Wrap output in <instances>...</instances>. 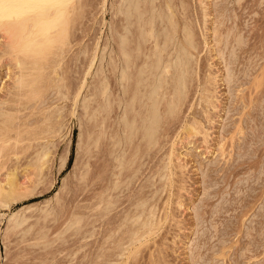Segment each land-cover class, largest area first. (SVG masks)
<instances>
[{
	"label": "rangeland",
	"instance_id": "rangeland-1",
	"mask_svg": "<svg viewBox=\"0 0 264 264\" xmlns=\"http://www.w3.org/2000/svg\"><path fill=\"white\" fill-rule=\"evenodd\" d=\"M80 1H85L86 6L80 2L83 9L78 5L79 11H75L78 13L70 30L69 49L67 46L64 50L58 70V76L65 81L59 79L58 84H66L60 90L67 93L68 89L67 94L62 90L63 96L55 93L58 87L53 85L42 100H36L37 103L31 100L32 103L23 98L22 92L21 99L17 92V98L23 100L19 104L20 100L11 95L15 90L11 87L13 76L19 72L10 56L15 53L0 58L1 109L18 111L14 113L20 118L15 120L11 133L9 130L2 133L5 138L0 133L1 141L16 138L7 140L13 143L9 148L14 149L10 152L8 148L3 161L0 159V183L5 186L11 172L24 191L31 188V192L27 189L28 194L9 207L0 204V264H264V0H171L173 9L178 10L174 12L180 28L189 24L194 29L197 48L190 50L196 61L179 112L172 115L167 111L171 118L165 114L166 117L167 101L166 106L162 105L166 119L163 118L156 143L151 147L144 139L141 142V135L132 140L125 138V122L123 117L119 118L131 96H120L123 90L118 82L123 62L122 54L118 55L121 50L118 42L125 28L123 24H128L119 12L121 1ZM157 3H164L165 7V0ZM137 33L134 31V35ZM6 39L1 31L0 49L6 46ZM149 43L146 46H152ZM116 58L117 68L113 64ZM104 81H110L111 100L116 101L113 109L96 120L86 118L97 103L92 97L99 93L96 91ZM9 91L12 93L8 94ZM9 99L19 101L13 104L16 109ZM85 103L89 105L85 107ZM50 112V118H55L49 121ZM103 117L105 122L101 121ZM48 124L52 127H47ZM191 126L196 129L193 133L191 128L187 129ZM14 127L20 137L15 135ZM48 128L53 130L46 131ZM101 131L104 134L98 136ZM8 132L11 137L6 135ZM114 133L123 136L116 139ZM111 137L117 141L113 142ZM94 141H98L97 146ZM44 145L50 150V159L42 173H37L39 176L33 172L34 165L28 163L35 161L33 154L38 148L44 149ZM135 150L140 151L137 154ZM119 158L122 165L125 163L121 168L116 166ZM36 176L40 183L34 181ZM138 199L141 205L136 204ZM141 199L147 204L141 203ZM137 206L141 207L140 212L142 206L148 211L147 214L143 208L146 216L142 220L147 221L154 213L148 219L153 221L152 226L148 223L152 229L145 228V232L141 229L146 235L130 241L127 235L132 232L127 227L130 228L129 218H134ZM17 213L25 220L20 227L9 224ZM76 219L79 223L71 222ZM125 221L130 223L127 225ZM102 252L107 254L103 256Z\"/></svg>",
	"mask_w": 264,
	"mask_h": 264
},
{
	"label": "bare ground",
	"instance_id": "bare-ground-1",
	"mask_svg": "<svg viewBox=\"0 0 264 264\" xmlns=\"http://www.w3.org/2000/svg\"><path fill=\"white\" fill-rule=\"evenodd\" d=\"M72 1L73 0H0V32L2 31V33L5 35V39H6V37L8 38V39H6V43L7 44L4 43L6 45V46H4L5 48L3 47V48L0 49V58L1 57L3 58L6 54L8 56V53L9 54L10 53H15V54H10V56L12 57V59L15 60L14 63L17 64V67L19 69V72L17 70L16 71V75L13 76L14 77L13 80H12L13 83H11V85H12L11 87H13V89H15L16 92H15V90L13 91L14 94H11L12 91H11V93H10V91L8 92V94H11L14 99L17 98L16 95H17V92H18V94H19L18 96H20V98L22 97V95H20V94L23 93V94H25V96L23 95V98L27 97V99L30 100V101L31 100L32 101H36V100L40 101V100H42L43 97H45L46 91L48 89L50 90L53 85H54V87L55 86L58 87V88L56 87L58 91H55V93L58 92V94H59L60 92L63 91L62 89H63V86L65 84L64 83L65 81L63 80L64 77H63V79H61L62 77L58 76L59 75L58 74V70L61 69L60 67H61V62H62L63 55H64V50L67 48V46L70 43V34H71L70 30L72 29V25L75 22L76 13H78V11H79L78 8L81 6V3L85 2V1L81 2L79 0V2L77 4L78 0H76V1L74 0L76 2L75 4H77V6H75L74 1L73 2ZM119 1H121L120 5H119V9H120L119 12L123 13V16H125L126 20H128L127 21L128 24H125V23L123 24V26L125 25L124 31H123V33L120 32L121 33L120 34V36H121L120 39L117 37L120 40L119 41L117 39L119 41L118 42V47L121 48V50L119 49V53L118 52L117 53H118V55H120V53H121L122 55H120L121 56L120 58L123 59L122 65L120 66L121 69H119L121 71H120V76H119V79H118V82L120 81V85H122V89H121V86H120V89L123 90V91H121V95L120 94H117V95H120V96L124 95V96H127V97L129 95H131V96H129L130 98L128 97L129 99H127V97H126L127 103H126V105L124 104L126 106L124 111H123L124 115H119V118H120V116L123 117L122 119L125 122V126H126L125 128H126V131L128 133V134L127 133L125 134L126 136L124 135L125 138H127V139L129 138L130 140H132L134 137H138L139 135H141V137L140 136L139 137L141 138L142 141L139 138L138 139L141 142H143V139H144V141H146L147 145H149V147H151L153 145L154 141H155L154 144L156 143V140H157L156 137H158L157 133L159 132V128H161L160 126L162 125L161 124L162 120L164 121L163 118L166 119V117L169 116L167 114L174 115L175 113H177L176 111H178L180 109V107L178 108V106H181L183 104L181 102H183V99L186 98L185 94L187 92V87H188V82H189V78H190L189 76L191 74V69L193 68V63H194L193 61H196V60H193L194 59L193 58L194 57L193 56L194 53L190 50L191 48H193L195 50L197 48L195 46V44H194L195 43V41H194L195 40V38H194L195 36H194V34L192 32V31H194V29H192V26H187L189 24H187V25L183 24L182 25V23H181V25L183 27L181 26L182 29L180 28V25H179L180 23L178 22L179 20H177V18H176L177 14L174 12L175 8L173 9L171 0H165V7H163L164 3H163V5H160L163 1L160 4H158L159 2L157 3V0H150L151 4H149L150 2L148 0H146V2H144L145 0L144 1L143 0H119ZM72 4H74V5H72ZM84 4L85 3H83V5H82L83 7L86 6ZM78 5H80V6H78ZM74 6L77 7V8H75ZM82 6L80 7L81 9H83ZM76 10H78V11L75 13ZM177 11L178 10H176V12ZM78 18H79V16H78ZM83 18H84V16H83ZM83 18L81 19L82 21H83ZM124 18H123V20H124ZM78 20H80V19H78ZM135 25L138 26L137 27L138 29L136 28ZM133 27L136 28V30H138V31L133 29ZM121 30H123V29H121ZM114 31H115V29H114ZM134 31L138 32L137 35H134ZM180 31L182 32V36L179 35ZM7 40H8V42H7ZM149 42L152 43V46H151V44ZM119 43H120V46H119ZM147 43H149L150 45L146 46ZM150 46H151V48H149ZM68 49H69V46H68ZM116 56H117V54H116ZM122 56H123V58H122ZM195 58H196V56H195ZM113 60H115V59H113ZM101 63H102V60H101ZM114 63H116V64L118 63L117 62V58H116V62L113 61V64ZM111 65H112V61H111ZM117 66H118V64L116 65V68H117ZM113 68H114V66H113ZM116 70H114V71H116ZM100 73H101V71H100ZM56 78H58V79H56ZM54 79L57 80V82ZM59 79L64 81V82H62L60 80L62 82V83H60V85L58 84V82H59L58 80ZM108 82H110V81H108ZM108 82L104 81V82H102L101 86H99L100 90L96 91V92H99V93H97V95L98 94H100V95H98V96L96 95L95 97H94L95 94L93 95L92 99H93V101L95 100L97 102V103L94 102V103H96L97 106L95 105L96 106L95 107V106H93L94 105L93 103H90L91 105L93 104L92 107L90 106L92 108V112H91V110L87 109L91 113L89 115H87L86 118H89V116H91V119L93 118V119L96 120L97 117L99 115L103 114V113H111V112H108V111L113 109L112 104H114V102H116V101H114L115 98H114V100H111V97H112L111 95H112L113 92L110 91L111 88H110V84ZM189 84H190V82H189ZM97 87L98 86H96V88ZM99 87H98V89H99ZM60 88H62L61 89L62 91L60 90ZM10 90H12V89L10 88ZM53 90H55V89H53ZM68 92L69 91L67 89V93ZM122 92L124 94H122ZM130 92H131V94H129ZM64 93H66V92H64ZM60 94H62L61 96H63V93H60ZM202 96H204V95H202ZM205 96H207V94H205ZM64 97H66L65 94H64ZM96 97H100L101 101L100 100L98 101L97 99H100V98L96 99ZM114 97H116V96L114 95ZM20 98L18 97L17 99L20 100L19 104H22L21 101H23V100H21V99H23V98H21V99ZM117 98L120 99L121 97H117ZM14 99L10 100L11 103L13 102L11 105L16 104V103L19 102L17 100L18 102L14 103L15 100H16V99L15 100ZM118 99H116V100H118ZM202 99H205V98L202 97ZM123 100H124V98L122 99V101ZM207 100H209V99H207ZM37 101H36V103H37ZM84 101H86V100L84 99ZM122 101H121V103H122ZM166 101H167V107H165V108L168 109V110L165 109V111L164 110L163 111H164V115L166 114L165 112L168 111V113L166 114L167 116L165 115L166 116L165 117L163 115V113H162L161 107H162V105L166 106ZM5 102H7V101H5ZM5 102H3V103L6 104ZM163 102H165V103L163 104ZM179 102H180V105H179ZM32 103H34V102H32ZM41 103H43V102H41ZM86 103H85V107L87 105H89V104L86 105ZM23 105H25V104H23ZM117 105H120V103H117ZM2 106H3V104H2ZM2 106L0 107V110H2L1 109ZM6 106H9L11 108L10 104L9 105L7 104ZM13 106L14 107H12V108L16 109L15 105H13ZM19 106H21V105H19ZM30 107H32V106H30ZM90 107H88V108H90ZM17 108L19 109V108H22V107H18V105H17ZM51 108H52V106H51ZM5 109H3V110H5ZM23 109H25V108H23ZM23 109H21V110H23ZM84 109H86V108H84ZM9 110L10 109H8V110L6 109L3 112L0 111V122H2V125L0 123V133H1V135H2V133H5L8 130L10 132V129H12L13 125H15V120L17 118H19V117H17L18 115L16 113H14L15 110L14 111L13 110L9 111ZM87 110H86V112H89ZM57 111L58 110H56V112ZM15 112H18V111H15ZM62 112H63V110H62ZM86 112H83V113L87 114ZM28 114H30V113H28ZM41 114H43V113H41ZM57 114H58V112H57ZM50 115H52L51 112H50L49 118H48L49 121H50V119L52 120V118L54 117V116H51V118H50ZM46 117H48V116H46ZM79 117H81V116H79ZM105 117H103V119L101 118V121H104V119H106ZM48 119L46 118V120H48ZM59 119H58V121H59ZM44 120H42V121L44 122ZM95 120L94 121L92 120V121L97 123V121H95ZM115 120H117V119L114 118V121ZM114 121H113V123H114ZM120 121H122V120L119 119V123L121 124ZM59 122H61V121H59ZM117 122H118V120H117ZM46 123L47 122H45V124ZM99 123L100 122H98L97 124H99ZM119 123H118L117 126H120ZM123 123L121 125H124ZM49 124H51V122H49ZM49 124H48V126L47 125H45V126L50 127ZM97 124H95L96 128L98 126ZM106 124H108V122ZM102 126H103V124H102ZM19 127L21 129V126H19ZM25 127H26V125H25ZM47 127H45V128H47ZM123 127L121 126V130H124ZM14 128H15L14 130L16 132V129L18 130V128H16V127H14ZM87 128H88V130L91 129V128H89V126ZM99 128H101V126ZM119 128L120 127H118V129ZM92 129H94V128H92ZM187 129H190V131H191L190 133H193V131L196 130V129L193 130L192 126L191 127H187ZM40 130H41V128H40ZM51 130H53V128L50 129V131ZM41 131H43V130H41ZM46 131H49V128ZM118 131L116 130L117 133H118ZM124 131H121V134ZM9 132L6 133V135L11 137ZM101 132H100L99 135L98 134L97 135L98 136H102L104 133H103V131H101ZM113 132H115V131H113ZM188 132H189V130H188ZM13 133H14V131H13ZM17 133H20V132L19 131L16 132L15 135ZM45 133H47V132H45ZM52 133H54V132H52ZM81 133H82V131H81ZM117 133H114V135H117ZM82 134H81V136H82ZM4 135H2L3 138H5ZM87 135H88V132H87ZM97 135H96V139L99 140L100 138L97 137ZM118 135L119 136H123V135H120V134H118ZM118 135L115 136L116 139L119 138ZM2 136H0V138ZM12 136H13V134H12ZM88 137H89V135H88ZM91 137H92V135H91ZM115 137H114V139H115ZM3 138H1V139H3ZM11 138H15V137L13 136ZM11 138H8L7 140H10ZM18 139L16 140V142L18 141ZM90 139H93V137L90 138ZM114 139H113V142H114ZM116 139H115V141H117ZM123 139H124V137H123ZM127 139H125V141H127ZM7 140L4 139L3 141H5V143H7V142H9ZM3 141H1V142H3ZM20 141H22V140H20ZM94 142H95V144L97 146V144H98L97 142L98 141H94ZM118 142H121V141L119 140ZM131 142L134 143L135 141H130V143ZM5 143L4 142L0 143V159L2 158V156H4L3 154L6 153V150L8 152L9 146L13 147V143L12 142H9L11 145H8V143H7V145H5ZM43 143H41V144H43ZM50 143H52V142H50ZM128 143L126 142V144H128ZM15 144H16V146H19V145H17V143H15ZM44 144H47V143H44ZM114 144H115V147H116V142ZM118 144H119V147H120L121 143H118ZM140 145H141V143H140ZM39 146H41V145H39ZM46 146L44 145L43 146L44 149H42L41 151H39L40 149L38 148V152L36 151L37 155L33 154V156H35L34 159L36 158L35 161H33V159H32L31 163H28L31 166L34 165V166H32V167H34L32 169H33V172L35 170V174L42 173V170H43V167H44L45 163L48 161V159H50L49 158L50 150H49V148L47 149ZM45 147H46V149L48 151L45 150ZM11 148H9L10 152H11V150L14 149V148H12V149ZM112 148H114V147H112ZM117 149H119V148H117ZM135 149L137 150V148H135ZM124 150H126V149H124ZM119 151H121V150H119ZM122 151H123V149H122ZM139 151L140 150H138V152ZM141 151H142V149H141ZM138 152H137V154H138ZM12 153H14V152L12 151ZM34 153H35V150H34ZM122 153L126 154V152H124V151ZM118 155L120 157L123 156V158L125 157V155L121 156L120 153H118ZM135 155H136V153H135ZM33 156H32V158H33ZM6 157H8V156L6 155ZM18 159H19V156H18ZM121 159L122 158H119L118 161H117L119 164L118 163L116 164V166H120L119 168H121L125 164V163H123V165H122ZM124 159H126V158H124ZM2 161H3V158H2ZM4 161H5V159H4ZM32 161H33V163H32ZM123 161L125 162V160H123ZM27 162H29V161H27ZM130 162H132V161H130ZM62 165H63V163H62ZM32 169H31V171H32ZM124 169L125 168H123V170ZM121 171H122V169H121ZM118 172H120V170H118ZM9 175L7 177L5 176L6 178H8V179H5V181L7 180L6 181L7 183L4 181L6 183L5 186L8 185L7 187H5V186H3V184H1L3 182L0 183L1 184L0 185V204L2 203L1 205L4 204L5 206L8 205L7 207H9V205L12 204L13 202H16V201L22 199L23 197H25L26 196V192H27L26 190L28 189V188L26 189V185H25V189L26 190L24 191L23 186L20 185L21 183L18 182L19 179L15 176V174L10 172ZM37 175H39V174H37ZM118 175H119V173H118ZM120 175H121V173H120ZM35 178H38V176L34 177V181H36ZM34 181H33V183H34ZM34 184H32L33 187L35 186ZM33 187H32V189H33ZM30 189H28V191H30ZM27 194H28V192H27ZM143 199H141V203H144L147 200L145 198L146 200L143 201ZM103 201H104V199H103ZM138 201L139 202L136 201L137 202L136 204L137 205H141V204H139L140 203L139 199H138ZM146 204H147V202H146ZM144 207L146 208L145 204H144ZM144 207L142 206V210L140 212V208L141 207L137 206L139 211L138 210L133 211L134 213L135 212H137V213L134 214L132 212V216H133V214L135 216H134V218H131V216L129 218V221L132 220L131 223L129 222L130 223V225H129L130 228L127 227V229H130L131 232H132V233H130V232L127 231L128 233L131 234V235L130 234L127 235L128 237H131L130 241L133 240V239L136 240L138 238H139L138 240H140V238L142 237L141 235H143V237H144V235H146V233L142 234V231H140L141 229L143 230V232H145L146 229H152V227H150V225L152 226L151 223H153V221L152 222H148V219H150L153 216L154 213L151 214L150 218L149 217L146 218L147 221L146 220H142L146 216V215H143L144 214L143 210L145 209ZM151 211H152V209H151ZM151 211H149V212H151ZM104 212H106V210ZM147 214H148V211H147ZM17 215L19 216L18 213H17ZM17 215H16V217L14 215V217H12L11 220H9V224L12 223V225L14 227L22 226L23 222L25 221L24 219H21V218H23V216L22 217L21 216L18 217ZM104 215H106V214H104ZM142 216H144V218H142ZM140 219H141V222H140ZM76 220L75 221H71V222L77 223L79 219L77 221ZM126 220H128V219H126ZM125 222L127 223V225L129 224L127 221H125ZM125 222H124V224H126ZM148 223H150V225ZM124 224L121 225V227L124 226ZM133 224H135L134 226L137 227V228H135L133 226ZM10 225H9V227H11ZM78 225H80V224H78ZM127 225H125V227ZM77 227H79V226H77ZM121 230L124 231V229H121ZM127 232H124V233L128 234ZM137 233L138 234L140 233V235L138 236ZM147 233H148V230H147ZM150 234H151V232H150ZM128 237H127V240L129 239ZM119 240H123L124 241V239H119ZM123 241H122V243H123ZM117 243H119V242H117ZM133 243H135V242H133ZM133 243H130V245H133ZM118 245H120V244H118ZM45 247H46V245H45ZM119 248H120V246H119ZM135 252H137V251L135 250ZM104 254L105 253H103V252L101 253V255H103V256H104ZM100 259H102V258H100ZM107 261H110V260L108 259ZM99 262H101V261H99Z\"/></svg>",
	"mask_w": 264,
	"mask_h": 264
}]
</instances>
